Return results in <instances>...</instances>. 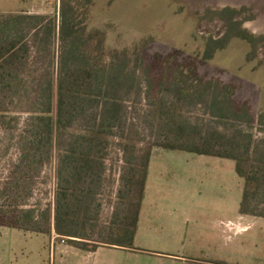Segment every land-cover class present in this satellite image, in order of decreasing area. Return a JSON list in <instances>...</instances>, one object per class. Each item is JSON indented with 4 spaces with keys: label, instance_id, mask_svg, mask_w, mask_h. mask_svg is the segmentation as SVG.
<instances>
[{
    "label": "trees",
    "instance_id": "trees-1",
    "mask_svg": "<svg viewBox=\"0 0 264 264\" xmlns=\"http://www.w3.org/2000/svg\"><path fill=\"white\" fill-rule=\"evenodd\" d=\"M92 3L61 0L59 29L53 20L40 21L44 27L34 26L35 40L46 48L57 34L62 41L58 75L41 84L37 105L28 110L20 129L18 159L0 185V226L46 235L55 232L84 251L101 246L135 248L155 146L235 160L236 171L245 182L240 213L264 217L259 203L264 195V144H256L241 130L220 129L213 119L194 122L188 116L189 106L200 105L214 87L216 96L207 112L216 121L225 126L232 119L252 122L249 106L237 104L233 97L236 85L199 80L195 66L178 68L170 84L153 96L146 93L144 121H151V129L146 127L150 139L141 138L137 124L126 113L136 99L133 90L137 88L141 95L131 63L143 62V52L153 38L123 49L107 47L111 24L89 28ZM24 18L22 14H0V125L13 129L20 124L14 107L26 89L32 52L22 26ZM247 39L253 42L251 36ZM209 58L206 55L204 60ZM260 121L264 123V116ZM115 138L120 141L124 162L121 186L112 217L103 221L107 161ZM54 158L53 204L30 205L32 185ZM183 264L226 263L190 258Z\"/></svg>",
    "mask_w": 264,
    "mask_h": 264
},
{
    "label": "rangeland",
    "instance_id": "rangeland-1",
    "mask_svg": "<svg viewBox=\"0 0 264 264\" xmlns=\"http://www.w3.org/2000/svg\"><path fill=\"white\" fill-rule=\"evenodd\" d=\"M226 4L215 0H93L89 28L111 24L107 47L123 49L143 38H153L143 52V62L131 63L141 95L137 88L133 90L136 99L129 103L126 113L128 120L137 124L141 138L150 139L146 127L151 129V121H144L146 93L153 96L161 86L170 84L178 68L195 66L199 80L235 84L233 97L237 104L249 106L254 119H232L226 126L216 121L207 112L216 96L214 87L200 105L189 106L190 119H213L220 129L241 130L256 144H264V123L260 121L264 116V31L242 28L244 22H234L224 8ZM60 5L61 0H0V14L26 16L22 26L32 44L26 89L14 107L20 124L14 129L0 125V185L18 159V135L28 110L37 105L41 84L48 77L57 78L62 41L57 34L46 48L35 40L34 26L44 27L45 22L40 21L53 20L59 29ZM236 6L228 8L238 10ZM246 6L244 20L264 26V0H249ZM243 36H251L253 42ZM206 55H210L207 61ZM152 156L154 176L136 248L125 251L107 247L94 255L92 264H179L162 256L165 253L226 264H264V217L239 212L244 178L236 172L234 160L159 146L153 148ZM107 162L109 182L102 197L103 221L112 217L121 186L124 162L117 138L110 145ZM56 164L54 158L36 178L30 205L53 204ZM259 203L264 208V195ZM52 236L58 239L56 243L61 242L56 233ZM64 245L71 246L68 242L59 244V261L55 264L74 262L71 252L61 251ZM0 264H53L50 236L0 226Z\"/></svg>",
    "mask_w": 264,
    "mask_h": 264
},
{
    "label": "crops",
    "instance_id": "crops-1",
    "mask_svg": "<svg viewBox=\"0 0 264 264\" xmlns=\"http://www.w3.org/2000/svg\"><path fill=\"white\" fill-rule=\"evenodd\" d=\"M199 155H201V154H199ZM202 155H204V154H202ZM208 156H211V155H208ZM215 157H219V156H215ZM222 158H224V157H222ZM228 159H231V158H228ZM234 162H235V160H234ZM153 165H154V159L151 158L150 167H149V176H148V181H147V186H146V195H145L146 199L144 198V201H143V205H142V209H141V215H140V221H139V227H138L136 239H137V236H138V233H139L140 223H141L142 220L144 221V216H145V213H146V210H145L146 203H145V201L148 199L149 192H150V189L152 187V181H153V176H154L153 172H152ZM235 170H236V162H235ZM243 190H244V187H243ZM242 195H243V192H242ZM240 203H241V201H240ZM239 212H240V210H239ZM230 228L232 230H234L235 226L231 225ZM53 233H55V232H53ZM49 236H50L51 260L53 261V264H55V261H59V259H58L59 258V251H60L59 250V248H60L59 244L65 243L66 241L63 242L61 240V242H60V240H59L56 243V240H58V239L56 237H54V236H52V237H51V235H49ZM58 242H60V243H58ZM135 243H136V240H135ZM107 247L108 248H112V249H117V250L120 249V250H125V251H134V248L133 249H127V248L110 247V246H101L96 251H84V250H81V249H79V248H77V247H75L73 245H71V246L64 245L63 248L61 249V251H65L67 253L71 252V257L74 260L73 264H92L91 263V259L94 257V255L99 254L103 249H105ZM7 250L8 249L6 248V251ZM162 256H164L166 258L173 259V260L179 262V264H183L186 260H188L190 258H194V259L198 258V257H186V256H183V257L180 258V257H177L176 255L175 256H171L170 254H166V253L164 255H162Z\"/></svg>",
    "mask_w": 264,
    "mask_h": 264
},
{
    "label": "flooded vegetation",
    "instance_id": "flooded-vegetation-1",
    "mask_svg": "<svg viewBox=\"0 0 264 264\" xmlns=\"http://www.w3.org/2000/svg\"><path fill=\"white\" fill-rule=\"evenodd\" d=\"M215 2H221V3H227L225 5V9H227L228 13L230 14L232 20L235 22V21H243V26L242 28L244 29H251V30H254V31H257V32H261V31H264V26L263 25H260V26H257V22L255 23H247V21H245L244 19L246 18V10H247V3H249V0H215ZM235 5L236 4L238 6L237 9L238 10H232L231 8H228V5ZM264 24V23H263Z\"/></svg>",
    "mask_w": 264,
    "mask_h": 264
},
{
    "label": "built area",
    "instance_id": "built-area-1",
    "mask_svg": "<svg viewBox=\"0 0 264 264\" xmlns=\"http://www.w3.org/2000/svg\"><path fill=\"white\" fill-rule=\"evenodd\" d=\"M62 241L64 242L65 240L63 239Z\"/></svg>",
    "mask_w": 264,
    "mask_h": 264
}]
</instances>
